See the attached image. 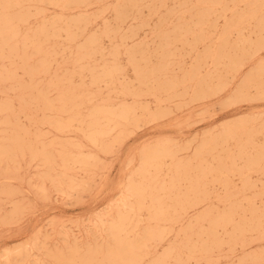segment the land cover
I'll return each instance as SVG.
<instances>
[{"label": "rangeland", "instance_id": "rangeland-1", "mask_svg": "<svg viewBox=\"0 0 264 264\" xmlns=\"http://www.w3.org/2000/svg\"><path fill=\"white\" fill-rule=\"evenodd\" d=\"M117 1L119 0H107L109 4H113V5L117 3ZM246 3L247 2L242 0H240L239 2L238 0H225V1L222 0L218 6L219 9H221L222 14L221 16L217 17L216 20L217 26H214V32L210 34L211 36L213 35L212 39L209 37L210 35L207 36L206 37L207 40L201 41L198 45H196L194 49H192L191 46L189 45V42H191L192 39L191 32L187 33L189 34L188 36L187 35L184 36V39L186 38L184 41L182 40L177 41V39L174 40L173 45L175 48L173 47V52L166 56L172 57L171 59H173V57L177 55L175 59L181 61L180 62L169 61V64L170 62L171 64L169 65L167 71H169V73L173 75L177 72L176 73L177 76H182L183 73H185L191 68L193 61H195V59L198 57L199 54L200 56H203L207 54V52L208 54L205 55L204 58L202 59L203 69H206L208 65L210 67L209 53L211 52L210 51L211 46L215 45L216 36L220 35L217 34V31L220 30L223 31V29L227 27L229 20H231L230 17H232L231 13L241 14L245 10H247L248 4ZM177 4L179 5L178 2L169 1L165 6L176 8L178 7ZM261 5H262L261 3H255V6L253 4V8H254L253 12L257 14L258 18H251V20L248 19L249 23L246 20L244 26L241 27L240 32L235 30L237 32L236 33L233 30V32L229 34V38H231L230 39L231 42L239 43V45L241 44V46H243V44L240 43L241 39H247L248 41L251 42V47L249 48V51L247 53L242 54L240 56L241 57L240 58L241 60H239L240 64L238 65L236 70H233V72L224 71L226 68L225 65L227 61L224 64L220 65V68H222L220 69L221 70L220 79L210 78L204 84L194 83V85H192L193 82H195L192 81L190 84L188 83V85L185 84L184 86L180 84H178L177 86L174 85L173 87H175L176 89L172 88L170 92L158 91L155 93L156 96L154 95V93L150 94L149 91H147V93L146 91H140L137 94H132V95H138L136 96L137 97V99H135L136 101H133L134 98L131 95L126 96L125 98L115 97L116 95H113L115 94L113 92L115 90L112 89L111 85H110L111 87L109 88V85L105 84L104 82L97 83V85L96 83L94 84L86 83L87 87H89L88 89L92 91L93 89L94 91L96 90L95 92H97V90L98 91L101 90L102 92L101 94L104 95L111 92L113 98L111 99L110 102L114 103L115 105L112 106L113 109L119 108L118 111L120 110L121 114H123L120 120L121 125L119 126L118 130L114 131L109 136V139L107 140L105 147L103 146V150L102 147H100L101 149H99V146H95L87 142L86 139L83 138V136L79 133L73 131L69 132L67 130H58L55 127H53L54 122L58 118V114H59L58 109L59 106L61 105V102L55 97L57 93V89L59 87L56 85H51L52 87L51 86L46 87L45 85L47 83L46 78L49 76L56 75L57 73L61 74L67 72L68 70H69L68 72H70L76 69L74 68V65L69 62H66L65 64V62H62L60 59V62L55 61L60 65L59 64L57 65V63L54 62L50 70L47 72V75L45 72H42L41 74H37L38 76L36 75L35 77V81H36L35 84L37 85L38 88H40V86L44 82L42 87H44V91L47 92V95L50 98H52L50 100V110L49 111L42 110L41 113V109L39 108H34L35 111L33 110V108L32 109L28 108L24 110L25 112L22 111L21 114L19 113L21 111L18 110L19 112H18L17 122L25 126H28L29 123L30 126L34 124L33 127L28 126L27 128H30L29 130L31 132L36 129L39 130V134H40L39 139L43 138L42 142L44 146L46 145L44 147L46 151L45 152L46 155L45 156L38 155L36 157H34L33 155H29L31 156V161L28 155L27 156L29 159L25 157H20V160H8L7 162L6 160H0V264H14V263L15 264H36V263L50 264V262L53 264L54 262L59 260L62 256L68 257L72 251L76 252L79 255H83L87 252L88 248L90 250L102 248L100 245H103V247H105L109 243L113 242V240L116 237V234L118 233L116 231V234L114 235L115 231L113 232L112 224L115 221V218L116 219L118 218L119 212L123 210L124 207L122 204L134 199L133 197L132 199L127 197V189L129 187L128 182L129 181L131 182L135 179L140 180V177L137 174H139V170H140L139 167H141L140 165L143 164V160L146 158L145 151L149 147L162 146L165 149V153L167 155L166 156L167 164L165 165V169H163L164 171L161 172L162 174L160 173L161 174L160 177L162 179L166 178L169 175L168 172L169 170L166 168L173 161L174 164L178 163L183 168L186 165V167L184 168L185 169L184 175L177 182L174 181L172 183V186L176 191L180 190L179 193L189 192L190 195L194 194L193 191H187L190 190V187L192 186L191 184H193V186L196 187L199 186L205 187L207 190V198L204 199L203 202L202 200L192 202L191 205H193V207L191 205L189 207H184L182 206L181 203L177 202V200L172 197V199L169 200V205L173 207V210H175V212L178 215L177 217L175 216L171 218V224H169L168 227L167 237L159 242L154 243L153 246H150L149 247L150 254H148L146 257L155 256V253L156 255L157 253L158 255H160L161 253H163V251H166L169 248L168 246L171 242L175 244L183 243L185 239L179 237L181 241L179 239L178 241L175 240L176 238L175 236L177 235L181 236V232H182V229H180L181 226L185 225L186 221L189 220L190 218L192 220H195L205 205L210 206L212 209L211 218H216V215L222 212L224 207L230 206L231 204H236L237 202L236 205H238L239 208H241V210L244 212L243 213L244 216L243 217L238 216V214L231 216L230 218L231 219L233 218L232 220L235 221H239L241 218H245V215L247 219L250 218L252 209L255 210L264 209V193H262L261 195V192L264 191V181H263L264 169H262L264 168V166H262L264 165L263 164L264 159L263 160L256 159L254 161L238 160L241 154L244 155L243 153L245 154L250 153V156L254 159L253 157L254 154L261 149V143L264 142L263 139L264 136L260 134L263 133L264 131V44H261L262 47H260L261 45H259L260 48L257 47L259 41L264 42V29H261V33H260L259 32L260 29L257 27L258 23H262L261 20L264 17V13H263L264 3L261 7L262 9L259 8ZM189 6H190V10L188 8ZM199 6L197 1L195 0H192V2H190L189 5H187L188 12H191V15L192 14L193 15L188 20V22L182 26L183 28L188 29L190 31L192 30L194 31L199 26H201L199 25L198 14H197L199 8L201 7ZM205 6L206 4L204 5V7ZM210 7L211 6L208 5L206 7L207 10H210L211 9ZM97 8H98L97 5L95 4L93 6L91 5L88 7V12H94L97 10ZM148 8L149 6H145L134 10L133 11L134 14L139 18H136L134 16L125 18V20H122L120 22V26L122 27L120 29L124 30L126 28L125 30H127L129 27H137L139 29L137 35L133 37H127L124 39L126 46L132 47L134 44L140 43L141 51L136 52L135 56L137 57V59L143 58V56L147 57L148 64L151 65L153 64L154 66L155 64L161 62L160 60L161 53L153 50L155 45H158L160 38L155 37L154 35H152V33H149L150 29L156 23V20L150 18ZM192 8L195 10V14ZM223 10L224 12H222ZM225 10L227 11L225 12ZM45 11L48 15H54L56 14V12H58V9L52 5L47 4ZM77 12L78 9H71V10H67L66 13L69 15V14H75ZM193 17L195 18V20ZM105 18L112 22L115 21L112 19V13L110 11L105 12ZM140 18L141 19L145 18V20L141 22ZM147 18L148 20H146ZM171 19H173V21H171ZM145 21L147 22L145 23ZM163 22L165 26L167 25L169 27V26H173L174 24H175L174 26H176V24L182 23L183 20L181 18L179 19V16L175 14V16L172 15L170 18H167ZM101 25H102L101 20L95 21L91 23V25L89 24L85 31V35L90 34V32L92 33L98 30V28ZM221 36H224V34L221 33ZM81 39H83V36ZM119 39L120 38L118 37L117 40ZM112 40H116V38L111 39L109 36H105L104 38H102L101 42L103 44L102 43L101 44L103 46H106V49L105 52H103L104 54H102L101 52H97L98 54H95L96 57L94 55L96 60L100 61L102 60L101 58H104L107 55L108 57L110 56L108 51L109 48L111 47L110 45H112L113 43ZM175 41L176 43L174 44ZM182 42H186V43L188 42V43L183 44ZM247 46H249V43H246V47ZM192 51L195 53L191 55ZM123 53L121 52V54L117 55V58L119 57L118 61H120V64L127 67L129 66L127 65L128 53L126 52ZM66 55L67 54H65L64 56ZM59 56L62 55H58L57 58H61ZM183 56H184V60H182ZM192 58L193 60H191ZM110 59H112V57H110ZM166 62H168V60H166ZM185 65L186 68L188 69L185 68ZM261 66L262 69H258ZM61 67H64V69ZM239 68L241 69L239 70ZM125 69H127L126 72L128 74L125 72ZM17 70L18 71H16V73L19 79L27 78L26 77L27 75L24 76V74L22 73L23 72L22 69L17 68ZM87 72L90 71L87 70ZM124 72L125 74L123 73L122 79L128 82L131 81V84H134L136 86L137 83L133 81L135 76V74L133 73L135 72L134 69L131 68L130 66L124 68ZM170 74L167 73V75L169 76ZM167 75L164 77L165 79L161 78L160 81L161 80L164 81L166 80V78H169L167 77ZM153 76H155L156 78L155 80H152L151 75H149L151 81L150 84L156 86L158 80L156 75ZM39 80H41L40 81L41 83L39 82ZM0 89L2 88L0 87ZM15 90L16 89L10 90L9 92L6 91L3 92V89L0 90V97H1L0 100L3 101L5 100L4 98L9 96L11 103H13V105L16 108H20L19 104L21 102L18 100V97L14 95ZM174 91H176L175 94H172L174 93ZM98 93H100V91ZM5 94H7L6 97ZM11 98H13V100ZM121 101L124 102L118 104ZM57 102L59 103V105ZM53 104L55 105L56 108L54 107ZM51 108L53 111H51ZM129 110L130 111L132 110L131 113H133V114H129L130 116H132L131 118H129V116L127 115ZM143 112L144 115L141 116V113ZM27 113L28 115L31 114L34 116H28ZM29 118H32V121ZM51 119H53L54 121H52ZM125 122L127 123V126ZM226 126H229V128L225 129ZM243 129H245L246 132ZM243 131L244 134L246 133L245 135H243ZM251 133L253 134L251 135ZM249 135L251 136L249 137ZM247 139H249V142ZM50 140H56L58 141V143L57 144L52 143ZM66 140L79 141L80 146L79 147L77 146L78 148L76 146H73L74 148L72 147V150H70L71 148H67L68 150L67 149L62 150L60 148L61 143H63V141ZM253 143L255 145H253ZM168 144L170 147H168ZM203 147L205 150L203 149ZM232 149H234L235 151ZM197 150H199L200 156L197 155L198 154ZM203 150L205 153L203 152ZM62 151L65 153L68 152L77 155L79 153V157L83 156L85 160H89V161L86 165H83L84 163L82 164V163L70 162L69 164V162H67L65 166L63 160H72V159L70 157L69 158L63 157L61 155L63 154ZM229 151L230 154L232 153L233 156L229 158L230 161L227 160V158L230 156ZM51 152L53 153L51 157H52V161L54 162H51L50 159L51 157L49 156ZM85 153L87 155L93 154L94 158L93 159L86 158ZM236 155L238 156L236 157ZM41 157H43L42 158L43 161L40 159L39 160L44 163V166L47 170L46 172H44L45 168L43 164L40 163V161L38 160V158ZM56 157H58L57 158L58 160L56 159ZM33 158H35V160ZM198 158L200 159V161ZM214 159L215 162L213 161ZM49 160L51 163L49 162ZM175 160H177V162ZM195 160L196 162L198 161V163L193 164L192 161L195 162ZM220 162L223 163L224 165L221 164ZM224 162H227V166H225ZM228 162L231 163V166L230 164L228 165ZM233 162L236 163L233 164ZM248 162H253V163H248ZM256 162L259 163L256 164ZM248 164L249 166L251 165L253 168L251 166L249 167ZM234 165L236 167V170ZM78 166L85 168L78 169L77 168ZM238 166L239 167L242 166V168L243 167L244 168L243 169L240 168L241 169L240 171ZM259 166L262 167L260 168ZM63 167L64 168L69 167L67 169V172L63 170L64 169ZM248 167L251 170H249ZM47 168L49 169V171ZM231 168H233V170H231ZM216 169H223L225 170V172L219 175ZM255 169H257V172ZM206 171L208 174L206 173ZM250 171L251 172L254 171L255 173L254 172L251 173ZM259 171L261 172V175ZM214 172L216 173L214 174ZM203 174H205L206 177ZM210 174H213L211 175V177L213 178L209 176ZM198 177L200 179H198ZM222 178L225 179L223 180ZM211 179H214V181ZM191 181H194V183H192ZM211 181H213V183L210 184ZM243 181L244 182L246 181V183L250 181L251 185L250 183L246 184ZM196 182L197 184L199 183V186H197ZM224 182L225 184H223ZM227 183H229L230 185ZM233 184L236 185V187H234ZM221 185L222 187L220 188ZM211 186H214V188ZM242 186L243 188L244 186H246L247 189L248 188L250 189L252 187L251 188L252 199L244 198L243 201L242 199L237 200V196L234 193H238L237 191H239ZM230 187L232 188V192H234V193L231 192L232 194H228L231 189ZM237 187L238 189H236ZM225 188L227 190L229 189V192L227 190L224 191ZM234 189L237 191H235ZM254 189L257 192H255ZM222 193L226 195V197ZM254 194H256V196ZM228 195L230 199L228 198ZM124 198H125V202L123 200ZM227 200L229 201L227 202ZM211 203H213V205H211ZM150 204H151L150 197L144 199L141 209L137 210V212L141 213V216L139 217L125 216V218H122L123 220L122 223L125 224V221L127 222V220L129 221L132 219L150 220V218L148 217L149 211L147 209ZM252 206L254 207L252 208ZM249 207L251 209H249ZM177 210L179 213L177 212ZM183 210L186 211L183 212ZM214 211L216 212L214 213ZM202 220L204 223L202 224L203 230H206L208 226L206 223L207 219L205 218V221L204 219ZM108 224H110V227ZM109 229L113 232L112 234ZM226 229L227 228L225 227H221V226L218 227L216 234H219V236L221 237L215 234V236H217V240L219 241L215 245H211V239H209L208 241V237L205 235L199 238H197V236H194L192 238V242L189 241L190 244L196 246H203L205 244L204 246L207 252L210 253V255L209 253L206 252L205 254H197L196 257L191 256L189 258H183L184 264H246L247 262H248L247 264H257V263L264 264V238L263 239L251 238V236H248V234L250 233L249 232L246 234V237L248 239L245 237L246 242L244 241L245 239L244 240L240 239L238 241L237 238L236 241H234L235 239H233L230 240L229 242V238L228 236H226L227 234L224 233L226 232ZM140 240L142 241L141 238ZM257 254L258 257H256ZM248 255L250 257H248ZM245 256H247L246 261L242 260L245 258Z\"/></svg>", "mask_w": 264, "mask_h": 264}, {"label": "bare ground", "instance_id": "bare-ground-1", "mask_svg": "<svg viewBox=\"0 0 264 264\" xmlns=\"http://www.w3.org/2000/svg\"><path fill=\"white\" fill-rule=\"evenodd\" d=\"M169 1L170 2L171 1L172 2H178L179 3V5L177 4L178 7L175 8L174 6H172L174 8H171V7L165 6ZM195 1H197L198 6L199 5L201 6V7L199 6L200 8H199V11L197 13L199 25H201V26L198 25L199 27L196 30L190 31L188 29L183 28L182 26L184 24H186L188 22V20L191 18V16L193 15V14L191 15V12H188V8L190 10V6L187 8V5H189V3L192 2V0H121V1L119 0L114 5L109 4L107 2V0H0V61H1V64H0L1 65L0 66V87L3 89V92L4 91L9 92L10 90L16 89L15 93L14 92L13 93L15 96L18 97V100L21 102L20 104L18 102V104L20 105V108H16L13 105V103H11L10 97L9 96L6 97L7 94H5V97H6V98H4L5 100H3V101L0 100V127H1L0 128L1 129V132H0V160H6V162H7L8 160H20V157H25V158L29 159L28 158L29 155H33L34 157H36L38 155L39 156L40 155L41 156L46 155V153H45L46 151L44 148L46 145L44 146V144L42 142L43 138L42 139L40 138L41 140L39 139V136H40L39 130L36 129V130H33L31 132L29 130L30 128H27L28 126H30V123L28 124V126L22 125V124L17 122V118H18V112L19 111H21V112H19L21 114L22 111H24L28 108H31V109L33 108V110H34V108H39V109H41V113H42V110H48V111L50 110V100L52 98H50L47 95V92L44 91V87H42L44 82L42 83V85L40 84L41 85L40 88L37 87V85L35 84V82H36L35 77L37 74H41L42 72H45L47 75V72L50 70L53 63L55 61L60 62V59L62 62H65V64H66V62L72 63L74 65V68H76V69H74L70 72H68L69 71L68 70L67 72H64L61 74L55 73L56 75H53V76L48 75L49 77L46 78V81H47V83L45 84L46 87L51 86V85H56L59 87L58 89L56 87L57 93H56L55 97H56V99H58L61 102V105L59 106V109H58L59 110L58 118L54 122L53 127H55L58 130H67L69 132L73 131V132L79 133L83 136V138L86 139L87 142L91 143L92 145L99 146V149H101L100 147H102V150H103V146L105 147L107 140L109 139V136L114 131L118 130L119 126L121 125L120 120H121L123 114H121L120 110L118 111L119 108L113 109L112 106L114 105V103L110 102L111 99L113 98L111 92L104 95V94H101L102 93L101 90H99L100 93H98L99 92L98 90H97V92H95L96 90L94 91V89L92 91V90L88 89L89 87H87L86 83H92V84L96 83V85H97V83L104 82L105 84L109 85V88L112 86V89L115 90V91H113L115 93L113 95H116L115 97L125 98L126 96L131 95L134 98L133 101H136L135 99H137L136 96H138V95H132V94H137L140 91H146V93H147V91H149L150 94L154 93V95H155V93L158 91L159 92L160 91L161 92H170L172 88H175L173 86L174 85L177 86L178 84L184 86L185 84H187V85H188V83L190 84L192 81H195V82H193L192 85H194V83L195 84L196 83H203L204 84L210 78L220 79V77H221V70L220 69H222V68H220V65L224 64L226 61H227L226 65H225L226 68L224 71H229V72L232 71L233 72V70H236V68L240 64L239 63L240 62L239 60H241L240 56L249 51V48L251 47V42L248 41L247 39H241L242 42L240 41V43L243 44V46H241V44L239 45V43L231 42L230 41L231 38H229V34H231L233 32V30L234 31L237 30L238 32H240L241 27L244 26V23L246 22V20L248 21V19L251 20V18H258L257 14L253 12V10H254L253 4H254V6H255V3H261L263 5L264 1H262V0H242V1L247 2L246 4H248L247 10H245L241 14L231 13L232 17H230L231 20H229L227 27H225V29H223V31L222 30L217 31V34H220V35L216 36L215 45L211 46V50H210L211 52L209 53L210 67L208 65V67L206 69H203L202 59L204 58L205 55L208 54V52H207V54H205L203 56H200V54H199L198 57L195 59V61H193L191 68L188 71H186L185 73H183L184 71L182 72L183 73L182 76H177L176 75L177 72L173 75V74H170L169 71H167L169 68V65L171 64V62L169 64V61H176V62L181 61V60L175 59V57L177 55L175 57H173V59H171L172 57L166 56V55L173 52V47H174L173 41L176 39H177V41L178 40L184 41L186 39V38L184 39V36L185 35L188 36L189 34H187V33L191 32L192 39H191V42H189V45L191 46L192 49H194L196 47V45H198L201 41L207 40L206 37L214 32V26H217L216 25L217 17L221 16V14H222L221 9H219V7H218L222 0H195ZM239 1L240 0H238V2ZM259 1H262V2H259ZM47 4L56 7L58 9V12H56V14H54V15H48L45 11ZM94 4L98 6L97 10L94 12H88V7L91 5L93 6ZM205 4H206V6L204 7ZM250 4H252V5H250ZM173 5H174V3H173ZM208 5L211 6L210 10H207V8H206ZM262 5L260 7L259 6L258 7L261 8ZM145 6H149L148 12H149L150 18L156 20V23L150 29L151 32L149 31V33H152V35H154L155 37L160 38L158 45H155L153 50L161 53V57H160L161 62L158 64H155L154 66H153V64L152 65L148 64L147 57L143 56V58L137 59V57L135 56L136 52L141 51L140 43L134 44L132 47H130L129 45H128L129 47L126 46L124 39L127 37H133V36L137 35L139 32V29L137 27H129L127 30H125L126 28L124 30L120 29V28H122L120 26V22L122 20H125V18H128L130 16H134L136 18H139L134 14L133 11L136 9H139L141 7H145ZM233 7H234V4H233ZM71 9H78V12L75 14H69L68 15L66 12H67V10H71ZM107 11H110L112 13V19L115 20L116 23H115V21L112 22V21H109L105 18V12H107ZM193 11L195 14L194 9H193ZM226 11L227 10H225V12ZM228 11H230V10H228ZM222 12H224V10ZM175 14H177L179 16V19L181 18L183 20V22L180 23L181 22V20H180V22H179L180 24H176V26H174L175 24L173 26H169V27L167 25L165 26L163 21L166 20L167 18H170L172 15L175 16ZM148 18L146 20H148ZM99 20L102 21V25L98 28V30H96L92 33L90 32V34L85 35V31L87 29V26L89 24L91 25V23H93L95 21H99ZM143 20H145V18H142V19L140 18L141 22H143ZM194 20H195V18H194ZM171 21H173V19H171ZM261 21H262V23L257 24V27L260 29L259 30L260 33H261V29H264V22H263L264 17ZM146 22L147 21H145V23ZM226 22H228V21H226ZM248 23H249V21H248ZM194 26H196V25H194ZM258 28H257V31H258ZM216 29H217V27H216ZM221 33H223L224 36H221ZM82 36H83V39H81ZM105 36H109L111 39L116 38V40H112L113 43H112V45H110L111 47L109 48V51H108L110 56L108 57V55L107 56L104 55L107 58H105V57L101 58L102 60L99 61V60H96L95 54H98L97 52H101L102 54H104L103 52H105L106 46L102 45L103 43L101 42V40ZM212 36L210 35L209 37L212 39ZM118 37L120 38L119 40H117ZM211 42H213V41H211ZM175 43H176V41L174 42V44ZM182 43L187 44L188 42L187 43L182 42ZM246 43H249V46L246 47ZM261 44H264V42L259 41V43L257 44V47H259V45H261ZM260 47H262V45ZM187 50H189V49H187ZM121 52L122 53L123 52L128 53V57L127 56L126 57L128 59L127 65H129V66H127V67L131 66V68H133L135 71V72H133L135 74L133 81L137 83L136 86L134 84H131V81L128 82V81H125L122 79L123 73L125 74V72L127 70V69H125V72H124V68H127V67L123 66L122 64H120V61H118L119 57L117 58V55L121 54ZM195 52L192 51L191 55ZM182 53H183V51H182ZM65 54H67V55L70 54V55L64 56ZM123 54H125V53H123ZM58 55H62V56H59L61 58H57ZM94 55H95V57H94ZM178 56H180V55H178ZM110 57H112V59H110ZM166 60H168V62H166ZM182 60H184V56H183ZM191 60H193V58ZM57 62H55V63H57ZM185 62H186V60H185ZM58 64L59 63H57V65ZM69 65H71V64H69ZM65 67H68V66H65ZM188 67H189V65H188ZM17 68H20L23 70L22 73L24 74V76L27 75L26 79H24V78L19 79L18 78L16 71H18L19 69L17 70ZM61 68L64 69V67H61ZM185 68H186V65H185ZM241 68H239V70ZM186 69H188V68H186ZM258 69H262V66ZM87 70H89L90 72H87ZM167 73L170 74V76L167 75ZM149 75H151L152 80L156 79L155 76H153V75H156L157 80H158L156 86H154L153 84H150L151 81H150ZM166 75L169 78H166V80H164V81L163 80L160 81V79L164 78ZM88 78H89V80H88ZM252 79H253V77H252ZM40 81L41 80H39V82ZM46 87H45V89H46ZM2 89H0V90H2ZM176 91H174V93H172V92L171 93L175 94ZM154 95H153V97H154ZM169 95H170V93H169ZM158 96H159V93H158ZM11 99L13 100V98H11ZM114 99H116V98H114ZM162 99H164V98H162ZM158 100H161V99H158ZM122 102H124V101H121L118 104H120ZM57 103H56V105H57ZM88 104H90V105H88ZM58 105H59V103H58ZM17 107H18V105H17ZM54 107H55V105H54ZM55 108H53V109H55ZM116 109H117V111H116ZM51 111H53L52 108H51ZM27 112H28V110H27ZM38 112H40V111H38ZM38 112H37V114H38ZM131 112H132V110L131 111L129 110V112L127 114L129 116V118L132 117L129 115V114H133ZM27 115H28V113H27ZM143 115H144V112L141 113V116H143ZM28 116H34V115L30 114ZM53 117H54V114H53ZM32 118H29V119H31V121H32ZM51 120L54 121L53 119H51ZM33 122H35V121H33ZM260 122H261V120H260ZM122 123H123V121H122ZM33 125L34 124H32V126H30V127H33ZM123 125H124V123H123ZM126 126H127V123H126ZM53 127H51V128H53ZM228 128H229V126L225 127V129H228ZM243 130L245 131V129H243ZM260 130H262V129H260ZM244 131H243V135L246 134V133L244 134ZM252 134L253 133H251V135ZM260 134H262L264 136V131H263V133H260ZM251 135H249V137ZM214 138H215V136H214ZM263 139H264V137H263ZM247 140L249 142V139H247ZM50 141L52 143H56V144L58 143V141H56V140H50ZM238 145H239V142H238ZM253 145H255V144L253 143ZM73 146L79 147L80 142L76 141V140H66V141H63V143H61V147L60 146L59 147L62 150L63 149L66 150L67 148H71L70 150H72ZM236 146H237V144H236ZM257 146H258V144H257ZM168 147H170L169 144H168ZM244 147H245V144H244ZM263 147H264V142L261 143V149L254 154V156H253L254 159L250 156V153L249 154L243 153L244 155L241 154L238 160H248V161H254L256 159L263 160L264 159V154H263L264 148ZM251 148H252V146H251ZM203 149H204V147H203ZM46 150H47V147H46ZM204 150H203V152H204ZM232 150H234V149H232ZM71 152H73V151H71ZM197 152H198L197 155H199V150H197ZM203 152H202V154H203ZM48 153H50V152H48ZM62 153L63 154H61V155L63 157H65V158L70 157L72 159V160H63V162L65 163V166H66L67 162H69V164H70V162H74V163H82V164L84 163L83 165H86L89 161V160H85V158H83V156L79 157V153H78V155L68 153V152L65 153L63 151H62ZM207 153H208V151H207ZM145 154H146V158L143 160V164L140 165L141 167H139L140 168L139 174H137V175H139L140 180L135 179L131 182L130 181L128 182L129 187L127 189V197H129L130 199H132V197H133L134 199L130 200L129 202H125V198L123 199L125 202L124 203L122 201L124 203V204H122L124 208H123V210H121L119 212L118 218L117 219L115 218V221L112 224L113 225V232L115 231L114 235L116 234V231L118 233V234H116V237L113 240V242L109 243L105 247H103V245H100L102 248H97V249H92V250H90L88 248V250L85 254H83V252H82L83 255H79L76 252L72 251L68 257L62 256L59 260L54 262L55 264H184L183 258H189L191 256L196 257L197 254H205L207 252V250L204 246L205 244L203 246H196V245H191L189 241L192 242V238L194 236H197V238H199V237L205 235L208 237V241H209V239H211V245H215L216 243L219 242L217 240V236H219V234H216V231H217L219 226L227 228L226 232H224L227 235L226 234H224V235L228 236L229 242H230V240H233V239H235L234 241H236V238L238 239V241L240 239L244 240L246 237V234L249 232L251 234L249 233L250 235L248 234V236H251V238H256V239H263L264 238V209H262V210L252 209L251 214H250V218L247 219L246 215H245V218L240 217L241 218L240 220L238 218L239 221H235V220H232L233 218L231 219L230 217L235 215V214H238V216H242V217L244 216L243 215L244 212L241 210V208H239L238 205H236L237 202H236V204H231V205L228 204L230 206L224 207L222 212H220V213L218 212L219 214L217 213L218 215H216V218H211L212 209L210 206L205 205V203H206L205 202L204 203L205 206L201 210V212L198 214V217L195 220H192L191 218L189 220H187L186 224L182 225L180 228V229H182L181 236H179V235L175 236L176 237L175 240H178L179 237H182L183 239H185L183 243L175 244V243L171 242L168 246L169 248L166 251H163V253H161L160 255H158V253L156 255V253H155V256L146 257L148 254H150V248H149L150 246H153L154 243L159 242V241H161L167 237L168 227H169V224H171V218H173L175 216L177 217V215H178L175 212V210H173V207L171 205H169V200L172 199V197H173L174 199L177 200V202L181 203L182 206L189 207L192 204V202L201 201V200L203 202V200L207 198V190L205 187L199 186V183L197 184V182H196L197 186H199V187L193 186V184H191L192 186L190 187V190H187V191H193V193H194L193 195H190L189 192L188 193H179L180 190L176 191L174 189V187L172 186V183L174 181L177 182L179 179H181V177L184 175V172H185L184 168L186 167V165L183 168L178 163L174 164V161H173L166 168L169 170L168 171L169 175L166 178L162 179L160 177V175L162 174L161 172L164 171L163 169H165V165L167 164V158H166L167 155L165 153V149L162 146L149 147L146 149ZM211 154H213V153H211ZM229 154H230V151H229ZM51 155H53L52 152L49 156L51 157ZM225 155H226V153H225ZM201 156H203V155H201ZM210 156H213V155H210ZM218 156H219V154H218ZM228 156H226V157H228ZM231 156H232V153L227 158V160L230 161L229 158ZM237 156L238 155H236V157ZM29 157H30V161H31V156H29ZM85 157L93 159L94 155L93 154L87 155L85 153ZM42 158L43 157L38 158V160L40 159L43 161ZM57 158L58 157H56V159ZM33 159L35 160V158H33ZM50 159H51V162H54V161H52V157ZM177 160H175V161L177 162ZM235 160H236V158H235ZM199 161H200V159H199ZM213 161L215 162V159ZM49 162H50V160H49ZM179 162H180V159H179ZM192 162H193V164L198 163V161L196 162V160H195V162L194 161H192ZM236 162H233V164ZM40 163H42L44 166L43 162L40 161ZM224 163H225V166H227V162H224ZM248 163H253V162H248ZM257 163H259V162H256V164ZM69 164H68V166H69ZM181 164H182V162H181ZM221 164H223V163H221ZM229 164L231 166L230 162H228V165ZM51 165H53V164H51ZM211 165H213V164H211ZM242 165H243V163H242ZM47 166H48V164H47ZM248 166H249V164H248ZM262 166H264V165H262ZM234 167H235V165H234ZM246 167H247V165H246ZM249 167H248V169L251 170ZM44 168H45V166H44ZM68 168L69 167H66L63 170L67 172ZM77 168L80 169L82 167L78 166ZM83 168H85V167H83ZM200 168H202V167H200ZM207 168H208V166H207ZM238 168L243 169L244 167L242 168V166L241 167L238 166ZM189 169H190V167H189ZM227 169H228V167H227ZM241 169H240V171H241ZM262 169H264V168H262ZM231 170H233V168H231ZM235 170H236V167H235ZM246 170H245V172H246ZM255 170L257 172V169H255ZM46 171L47 170L45 168L44 172H46ZM48 171H49V169H48ZM216 171L219 173V175L223 174L225 172V170H223V169H216ZM252 172H254V171H252ZM206 173H207V171H206ZM215 173L216 172H214V174ZM203 175L206 177L205 174H203ZM211 175H213V174H210L209 176L211 177ZM241 175H242V173H241ZM260 175H261V172H260ZM199 176H200V173H199ZM225 177H226V175H225ZM52 178H54V177H52ZM211 178H213V177H211ZM127 179H128V176H127ZM198 179H200V178L198 177ZM214 179H211V180L214 181ZM222 179L224 180L225 178H222ZM223 180H221V181H223ZM227 180H228V178H227ZM247 180H248V178H247ZM207 181H208V179H207ZM209 181H210V179H209ZM213 181H211L210 184L213 183ZM191 182L194 183V181H191ZM201 183H202V181H201ZM244 183H246V181ZM248 183H250V185H251L250 181ZM248 183H246V184H248ZM69 184H70V181H69ZM69 184H68V186H69ZM223 184H225V182ZM227 184H229V183H227ZM261 186H262V183H261ZM211 187L214 188V186H211ZM221 187H222V185L220 186V188ZM231 187H233V186H231ZM234 187H236V185H234ZM238 187L236 189H238ZM245 187L246 186H244V188H243V186H242L239 191L234 189L238 193L232 192V188L230 189V192H229V189L227 190L226 188L224 189V191L227 190L229 192V193L227 192L228 194L234 193L237 196V200L242 199V201H243L244 198L245 199H247V198L252 199V192H251L252 187L250 189L249 188L247 189V187L246 188ZM254 191H255V189H254ZM211 192H213V191H211ZM211 192H210V194H211ZM255 192H257V191H255ZM258 192H261V191H258ZM262 193H264V191L261 192V195H262ZM124 194H126V193H124ZM254 195L256 196V194H254ZM224 196L226 197V195H224ZM149 197H150L151 204L149 205V207L147 209L149 211L148 217L150 218V220H146V219L133 220L132 219L129 221L127 220V222L125 221V224H123L122 218H125V216H127V217H133V216L139 217V216H141V213L137 212V210L141 209V206L143 204L144 199L149 198ZM223 197H222V199H223ZM209 198H211V197H209ZM217 198H219V197H217ZM228 198L230 199L229 195H228ZM254 198H257V197H254ZM234 200H236V199H234ZM254 200H256V199H254ZM228 201L229 200H227V202ZM200 203H199V205H200ZM230 203H231V201H230ZM211 205H213V203H211ZM250 205H252V204H250ZM191 206L193 207V205H191ZM243 207H242V209H243ZM253 207L254 206H252V208ZM249 209H251V208L249 207ZM185 211L186 210H183V212H185ZM177 212H178V210H177ZM215 212L216 211H214V213ZM205 218L207 219L206 223L208 226H207L206 230H203L202 224H204V223H203L202 219H204V221H205ZM177 222H178V220H177ZM108 225L110 227V224H108ZM180 229H179V231H180ZM221 231H219V232H221ZM113 232L111 231V234ZM215 234L217 236H215ZM108 236H111V235H108ZM219 237H221V236H219ZM140 238L142 239V241L140 240ZM111 239H112V237H111ZM104 241H105V239H104ZM244 241L246 242V239ZM241 244H242V241H241ZM207 246H208V244H207ZM261 247H263V246H261ZM84 251H86V250H84ZM80 253H81V251H80ZM207 253H209V252H207ZM211 254H213V253H211ZM152 255H153V253H152ZM209 255H210V253H209ZM230 256H232V255H230ZM15 257H17V256H15ZM223 257H225V256H223ZM248 257H250V256L248 255ZM256 257H258V254ZM33 258H34V256H33ZM246 258H247V256H245V258L242 260L246 261ZM9 259H10V256H9ZM205 259H207V258H205ZM11 261H12V259H11ZM44 262H46V261H44ZM250 262H251V260H250ZM255 263H256V261H255ZM50 264H52V263L50 262Z\"/></svg>", "mask_w": 264, "mask_h": 264}]
</instances>
